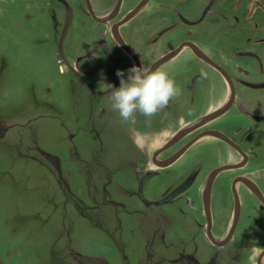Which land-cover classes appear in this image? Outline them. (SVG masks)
Wrapping results in <instances>:
<instances>
[{
	"label": "rangeland",
	"instance_id": "374dc122",
	"mask_svg": "<svg viewBox=\"0 0 264 264\" xmlns=\"http://www.w3.org/2000/svg\"><path fill=\"white\" fill-rule=\"evenodd\" d=\"M183 1L178 14L190 24L183 27L173 13L158 27L171 24V33L188 32L197 45L207 34L206 43L218 47L211 54L261 84L252 94L264 96V0ZM62 13L44 0H0V264H255L229 259L236 248L247 252L244 230L262 229V205L246 190L238 188L239 224L220 248L204 236L199 183L170 204H143L178 182L184 160L201 162L205 175L239 155L224 146L190 150L168 174L149 179L138 198L137 169H145V145L152 150L155 142L145 134L146 118L136 113L134 125L121 122L111 93L105 96L99 26ZM153 24L145 19L138 31ZM189 59L176 68L190 72L196 64ZM247 150L248 166L222 172L212 190L217 241L233 209L222 178L250 175L264 195V133L255 131Z\"/></svg>",
	"mask_w": 264,
	"mask_h": 264
},
{
	"label": "flooded vegetation",
	"instance_id": "af4514ba",
	"mask_svg": "<svg viewBox=\"0 0 264 264\" xmlns=\"http://www.w3.org/2000/svg\"><path fill=\"white\" fill-rule=\"evenodd\" d=\"M49 6L58 9V15L68 18L67 11L75 21L86 20L90 24L99 26L100 37L103 38L99 49L105 55L103 66V85L105 96L120 86V78L117 70L124 73L127 80L129 69L135 65L143 66L146 71L164 70L170 78L174 79L176 86L181 90L180 95L172 98L167 107L151 117L150 126H146V136L153 137L155 142L147 158L145 169H137L139 174L138 198H143V186L151 178H158L160 171L168 174L175 163L188 151L202 148L211 149L224 146L235 154L239 160L209 169L202 175V165L198 160H193L190 166L184 160V170L176 167V184L168 185L159 195L160 200L144 202L146 207H159L170 204L174 199L182 197L188 190L196 188V183L201 186V210L202 228L206 240L215 247H223L230 240L238 227L241 217L240 194L238 188L249 192L261 205L264 211V195L255 184L250 175L238 173L222 178L227 183L226 191L232 199V219L226 226L223 239L217 241L213 234L214 220L212 218L211 199L212 190L219 175L225 171L236 172L245 169L249 163L251 151V138L253 133H264V96L252 94L253 88L259 87L257 81L241 78L242 73L237 71V66L220 63L218 58L208 49H218L217 43H206V36L201 37L198 45L192 40L188 32L181 35L171 33L176 27L156 23L162 18L167 20L173 13H177V20L184 27L190 24L184 16L178 12L183 0H44ZM157 3V6L152 7ZM184 2V1H183ZM212 4L205 6L198 21H201L210 11ZM174 7V8H173ZM65 18V19H66ZM151 21L150 31H138L139 24L143 20ZM143 33V35L141 34ZM97 49V48H96ZM179 49L177 52L176 50ZM174 55L167 57L163 62L157 63L163 57L172 52ZM92 53L91 51L88 52ZM196 54L207 59L200 58ZM238 55L247 56L255 60V56L249 52H240ZM193 60L196 66L193 69H177V60ZM184 66V63H181ZM208 75L207 79L201 77V70ZM260 71V69H259ZM262 73V72H261ZM261 97V99H259ZM139 114V113H138ZM255 125V126H254ZM141 135V134H140ZM169 135L168 137H164ZM175 135V136H174ZM184 152L172 163L160 166L168 159L175 156L180 150ZM247 150V151H246ZM168 151H170L168 153ZM167 153V154H166ZM149 165V166H148ZM231 166L227 170L218 172L210 185L208 194L207 182L211 172L221 166ZM147 166V169H146ZM202 176V177H201ZM229 184V185H228ZM199 188V186H198ZM187 201H191L190 197ZM208 198V199H207ZM205 201L208 209L205 208ZM264 217V215H262ZM262 217V218H263ZM261 230H244L242 239L246 234L251 243L247 244V252L243 249H234L229 254L230 261L237 258L248 257L255 264H264V219H261ZM258 241V242H256ZM260 245L258 249L253 243ZM238 244V243H237ZM243 247L240 241L238 244ZM245 252V253H244Z\"/></svg>",
	"mask_w": 264,
	"mask_h": 264
},
{
	"label": "clouds",
	"instance_id": "9594fccd",
	"mask_svg": "<svg viewBox=\"0 0 264 264\" xmlns=\"http://www.w3.org/2000/svg\"><path fill=\"white\" fill-rule=\"evenodd\" d=\"M120 86L111 91L110 102L114 111L118 112L122 123L134 125L135 114L143 115L145 124H151V117L163 111L169 101L180 95V89L167 71H146L143 66L133 65L129 69L127 80L124 73L117 70ZM202 69L201 77L207 79Z\"/></svg>",
	"mask_w": 264,
	"mask_h": 264
},
{
	"label": "water",
	"instance_id": "95a60500",
	"mask_svg": "<svg viewBox=\"0 0 264 264\" xmlns=\"http://www.w3.org/2000/svg\"><path fill=\"white\" fill-rule=\"evenodd\" d=\"M179 49H177L176 50V52L178 51ZM175 51L174 52H172V53H170L168 56H166V57H163L162 59H160L157 63H160V62H163L167 57H170V56H172V55H174L175 53H176ZM198 57H200V58H204V59H207L206 57H204V56H202V55H199V54H196ZM184 152V150L182 149V150H180L175 156H173L171 159H168L167 161H165L163 164H160V166H165L166 164H170V163H172L174 160H176L182 153ZM229 168H231V166H228V165H226V166H221V167H218V168H216V169H214L212 172H211V174L209 175V178H208V182H207V191H208V194H207V197H208V195H209V191H210V185H211V182H212V180H213V177L218 173V172H220V171H223V170H227V169H229ZM208 199V198H207ZM205 208H206V210L208 209V203H207V201H205Z\"/></svg>",
	"mask_w": 264,
	"mask_h": 264
},
{
	"label": "bare ground",
	"instance_id": "6f19581e",
	"mask_svg": "<svg viewBox=\"0 0 264 264\" xmlns=\"http://www.w3.org/2000/svg\"><path fill=\"white\" fill-rule=\"evenodd\" d=\"M231 64V63H230Z\"/></svg>",
	"mask_w": 264,
	"mask_h": 264
}]
</instances>
